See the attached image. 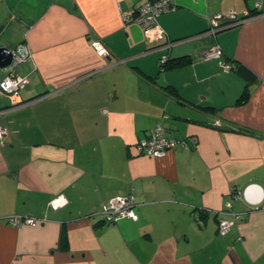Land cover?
I'll use <instances>...</instances> for the list:
<instances>
[{
	"label": "crops",
	"instance_id": "0c3cea01",
	"mask_svg": "<svg viewBox=\"0 0 264 264\" xmlns=\"http://www.w3.org/2000/svg\"><path fill=\"white\" fill-rule=\"evenodd\" d=\"M145 1L0 0V47L31 52L17 101L0 94V264H264V0H172L157 44L134 21ZM217 13L248 19L212 35ZM215 46L234 70L202 60ZM162 121L187 148L141 153ZM249 184L256 205L232 197ZM128 195L137 220L105 226L102 206Z\"/></svg>",
	"mask_w": 264,
	"mask_h": 264
},
{
	"label": "built area",
	"instance_id": "2783aa9c",
	"mask_svg": "<svg viewBox=\"0 0 264 264\" xmlns=\"http://www.w3.org/2000/svg\"><path fill=\"white\" fill-rule=\"evenodd\" d=\"M257 10L263 9L261 4H256ZM174 9L172 0H151L145 1L140 4V6L135 11L134 21L139 24L141 29L144 32L152 30L153 36L152 39L157 44L158 39L162 36L163 31L160 29L157 18L163 13H167ZM264 13V12H263ZM248 18L237 17L234 13H229L223 15L217 13L209 18V30L208 33L215 35L219 30L240 24ZM126 20V19H125ZM91 46L95 51L96 55L99 57H108L109 52L104 44L95 39L91 42ZM169 46V45H166ZM162 47V46H161ZM160 47H157L158 49ZM11 63L7 66L6 74L3 79L0 81V94L7 96L12 102L17 101L19 92L23 90L28 84L29 79L25 75H20L16 73L17 68L23 64L28 58L31 57V52L29 48L20 44L13 50ZM222 52L218 46H215L209 51H206L202 55V60L208 62L211 60H217L224 69V71L232 70V65L221 60ZM168 57L163 55L160 59L161 65L165 64ZM215 125L220 126L219 122H215ZM166 130L163 125L159 124L156 126L155 131L146 139L140 140L137 144L138 150L141 153H144L148 156L154 158H163L166 154L177 144H180L182 147L187 148L186 140H172L166 136ZM7 135L5 128L0 127V145L3 144V139ZM193 143L196 142L195 138L191 140ZM231 194L234 199H242L245 203L249 205H256L260 201V190L254 184H249L245 186L242 190H236L231 188ZM67 203L63 195H58L55 198L51 199L48 203L49 207L53 210H57L60 207L64 206ZM134 206V197L128 195L125 197L113 196L107 203L102 206L101 216L103 224L105 226H112L117 223L120 219H131L133 221L137 220V215L133 210ZM225 207L231 208V202H227ZM230 212L223 211L221 215H226ZM231 216L229 219L219 218L217 224V233L219 236L226 235L232 226L237 221V216L234 213L228 214ZM8 224L12 227L19 226H34L37 222L41 221L40 219L34 218H22V217H10Z\"/></svg>",
	"mask_w": 264,
	"mask_h": 264
},
{
	"label": "water",
	"instance_id": "95a60500",
	"mask_svg": "<svg viewBox=\"0 0 264 264\" xmlns=\"http://www.w3.org/2000/svg\"><path fill=\"white\" fill-rule=\"evenodd\" d=\"M229 27H231V26H229ZM229 27L223 28L219 31L225 30ZM11 60H12L11 50H9L5 47H0V68L3 69L5 67H7L11 63Z\"/></svg>",
	"mask_w": 264,
	"mask_h": 264
},
{
	"label": "trees",
	"instance_id": "16d2710c",
	"mask_svg": "<svg viewBox=\"0 0 264 264\" xmlns=\"http://www.w3.org/2000/svg\"><path fill=\"white\" fill-rule=\"evenodd\" d=\"M183 62L184 63H186L187 61H185L184 59H179V60H177L176 62L175 61H169L168 59H167V61H166V63L165 64H163V65H161V68L162 69H168V68H175L176 66H179V65H183ZM232 70H234V66H233V64H232ZM242 98L244 99L245 98V96L243 95L242 96ZM159 124H161V125H163L164 126V123H163V121L162 122H160ZM158 124V125H159ZM164 128H165V126H164ZM166 130V129H165ZM150 136V135H149ZM148 136V137H149ZM147 137V138H148ZM108 202V201H107ZM106 202V203H107ZM229 209V208H228ZM228 209L226 210V211H228ZM101 211H102V209H101ZM101 211H100V214H101ZM228 212H230V210L228 211ZM131 220V219H130ZM63 240H64V238H63ZM65 241V240H64ZM66 245V242H64V245L63 246H65Z\"/></svg>",
	"mask_w": 264,
	"mask_h": 264
}]
</instances>
